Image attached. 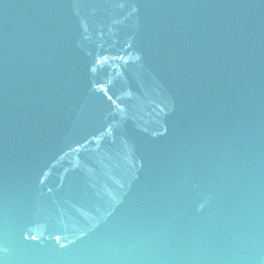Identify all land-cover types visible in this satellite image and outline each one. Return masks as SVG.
I'll list each match as a JSON object with an SVG mask.
<instances>
[{"label": "water", "instance_id": "water-1", "mask_svg": "<svg viewBox=\"0 0 264 264\" xmlns=\"http://www.w3.org/2000/svg\"><path fill=\"white\" fill-rule=\"evenodd\" d=\"M0 264H264V0H0Z\"/></svg>", "mask_w": 264, "mask_h": 264}]
</instances>
